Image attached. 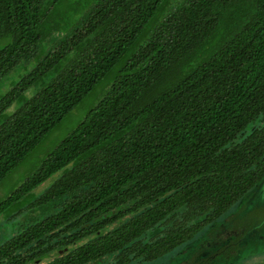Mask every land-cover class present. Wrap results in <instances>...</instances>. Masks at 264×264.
I'll return each instance as SVG.
<instances>
[{"label":"trees","instance_id":"16d2710c","mask_svg":"<svg viewBox=\"0 0 264 264\" xmlns=\"http://www.w3.org/2000/svg\"><path fill=\"white\" fill-rule=\"evenodd\" d=\"M62 2L0 0V80L20 70L0 95V183L96 93L0 211L45 184L49 219L90 212L99 228L139 197L94 256L152 261L264 176V0Z\"/></svg>","mask_w":264,"mask_h":264},{"label":"flooded vegetation","instance_id":"af4514ba","mask_svg":"<svg viewBox=\"0 0 264 264\" xmlns=\"http://www.w3.org/2000/svg\"><path fill=\"white\" fill-rule=\"evenodd\" d=\"M44 185L28 189L27 200L22 205L19 203V196H17L15 200H12V203L4 205L0 211V264H114L113 254L110 255L106 252L102 256H94L96 236L116 221H122L137 213L147 202L138 204L139 197L129 198L126 202L128 212L123 216L116 213V220L109 221L99 228L96 227L94 213L90 212L83 218L81 216L82 220L78 219V226H72L76 215L72 217V220H68L67 226L63 223L61 226L52 218L49 219L50 216L58 214V210L54 207V200L48 198ZM17 187L18 185L15 184L14 189ZM9 195L10 193L5 191L0 196V201L7 199ZM61 199L63 198L59 197V201ZM244 206L245 204L241 205L239 200L216 220L197 229L192 238L176 247L177 250L174 248L169 253L152 261L131 258L126 264H152L166 259L173 253L177 258L168 259H172V264L180 259H186L187 264H207L208 261L215 258L216 262H221L224 254L229 259L235 260L246 256L244 250L254 253L258 251L256 244H249L259 238L255 237L253 242H247L242 238L245 232L252 229L259 230L256 220L261 216V213L259 215V212L243 213ZM184 219L185 225L189 224V219L186 217ZM222 220H225V224ZM46 222L51 225L47 226ZM171 223L174 224L173 221ZM191 241L196 242L191 244ZM199 242L206 246H202L197 251L193 246L197 247ZM213 250H216V255L210 253ZM250 260V258L246 260V264L257 263H249Z\"/></svg>","mask_w":264,"mask_h":264},{"label":"rangeland","instance_id":"374dc122","mask_svg":"<svg viewBox=\"0 0 264 264\" xmlns=\"http://www.w3.org/2000/svg\"><path fill=\"white\" fill-rule=\"evenodd\" d=\"M79 0H64V2H62L61 8H65L66 6H68L69 4L73 3V2H77ZM85 1V0H83ZM81 2V1H80ZM21 73H25L24 71H22ZM19 74H20V70L17 71L16 69H14L13 71L9 72V74L0 80V95L5 93L11 86V81H12V76L13 77H17L16 79L19 78ZM98 92V91H97ZM96 95L93 94L92 96H89L88 98H86L84 100V102H82L77 108H75L73 111H71L68 116L65 118V120L56 128H54L49 135L47 136V138L40 143L38 146H36V148H34V152L35 154L32 156L27 157V162H25V164L19 166L18 168H15L10 174H8L0 183V196L5 192V191H10V189L12 187H14L15 182L20 179H22L25 176V173L30 169L31 164L37 160V158H39V155L37 153H44L46 150H48L49 148H52L55 143L62 137H64L72 128L73 126L76 124V122L84 115V113L87 110L88 104L92 102L94 96ZM248 197H246L245 199L243 198V202L245 205H247L248 203H250V199H247ZM226 220H228L226 218ZM264 229H259V230H253L252 232L249 233L248 236H252L253 234H255L258 231H261ZM191 244H194L196 241H191ZM256 242V241H255ZM255 242L249 244V245H253ZM245 245V244H243ZM202 246H206L204 243L199 242L198 246L196 247L195 245L193 246V248L195 250H199V248H201ZM258 247V248H257ZM256 248L258 250L260 249H264V239L263 240H258L257 244H256ZM177 250V248H176ZM210 253H213L214 255L217 254L216 250L214 251H210ZM169 258H177L175 257V253H173L172 255L168 256L166 259L161 260L160 262H156V263H152V264H172V259L168 260ZM251 259L249 261L250 262H262L264 260V251L263 252H254L251 253L250 255H246L242 258L239 259H235V260H231L229 259L225 254L223 255V260L221 262H216L215 259L212 261H208L207 264H246V260ZM150 264V263H148ZM174 264H187L186 259H180V261L174 263Z\"/></svg>","mask_w":264,"mask_h":264},{"label":"water","instance_id":"95a60500","mask_svg":"<svg viewBox=\"0 0 264 264\" xmlns=\"http://www.w3.org/2000/svg\"><path fill=\"white\" fill-rule=\"evenodd\" d=\"M246 197H248L247 199H250V203H248L247 205H245V208L242 210L245 212L248 211H254V210H262V214H261V220H259L258 222V227L259 229H264V176L263 178H261L258 183L255 185V187L247 194L245 195L243 198L245 199ZM244 213V212H243ZM260 214V213H259ZM258 214V215H259ZM261 221V222H260ZM255 229H252L249 232H245L243 235L242 240H245L247 242H253V239L256 238H264V236H261V233H263L264 230H261L260 233H255L252 236H248L250 232H252ZM257 244V243H255ZM260 250H264V249H260Z\"/></svg>","mask_w":264,"mask_h":264},{"label":"crops","instance_id":"0c3cea01","mask_svg":"<svg viewBox=\"0 0 264 264\" xmlns=\"http://www.w3.org/2000/svg\"><path fill=\"white\" fill-rule=\"evenodd\" d=\"M261 236H264V233L263 234H261ZM264 238H259L258 240H263ZM258 240H256V242L255 243H257V241ZM242 246V245H241ZM258 248V247H257ZM264 250H258V251H256V252H263ZM244 253L246 254V255H248L249 253H251V252H249L248 250H244Z\"/></svg>","mask_w":264,"mask_h":264}]
</instances>
